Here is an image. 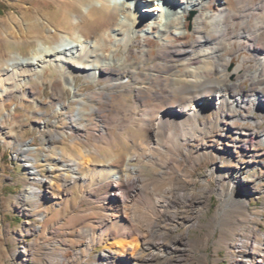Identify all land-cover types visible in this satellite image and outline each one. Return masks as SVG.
Here are the masks:
<instances>
[{"label":"bare ground","instance_id":"bare-ground-1","mask_svg":"<svg viewBox=\"0 0 264 264\" xmlns=\"http://www.w3.org/2000/svg\"><path fill=\"white\" fill-rule=\"evenodd\" d=\"M54 1L60 7L72 4L82 9L73 25L79 31L74 42L80 45L47 50L40 46L36 51L47 56L43 63L61 72L57 81L61 85L56 87H67L74 96L72 103H50L55 119L50 122L47 115L40 122V131L50 135L43 146L15 142L28 175L18 207L39 222L27 223L25 230L45 236L48 206L79 192L81 199L96 201L94 221L74 229L61 217L56 231L60 238L46 246L44 258L49 264H88L94 246L108 236L128 241L109 245V253L93 264H119L117 252L126 251L131 252L130 264H169L168 228L158 218L184 224L170 209L187 205L190 196L185 186L196 185L180 167V150L220 127L218 111L227 121L222 124L224 133L244 130L239 122L255 109L260 110V119L254 123L258 128L264 124V0H129L132 5L118 0ZM121 14L131 23L120 21ZM86 18L93 22L87 27L81 24ZM149 36L159 40L157 56L146 50ZM140 42L142 48L136 49ZM240 54L242 59L234 66L233 59ZM34 61L20 54L0 61V132L6 123L17 121V108L8 104L14 94L27 95V85L16 89L13 84L19 70L34 72L38 79L44 72L39 70L41 61ZM74 68L94 86L87 87L86 94L78 93ZM23 83L27 81L18 85ZM244 134L239 143L245 149L264 142V129L249 128ZM67 140L78 153L55 148ZM38 155L44 158L49 176L37 166ZM146 164L159 168L153 175L161 184L143 175L140 168ZM104 186L108 192L102 195ZM33 252L23 250L26 258ZM230 253L233 264H264V234H239Z\"/></svg>","mask_w":264,"mask_h":264},{"label":"rangeland","instance_id":"rangeland-1","mask_svg":"<svg viewBox=\"0 0 264 264\" xmlns=\"http://www.w3.org/2000/svg\"><path fill=\"white\" fill-rule=\"evenodd\" d=\"M118 1L119 4L127 2L132 5L129 0ZM166 9L168 10V7ZM81 15H83L82 9L77 5L65 4L60 7L54 0H0V61L7 56L20 54L29 58L31 62L35 60L34 63L40 64L41 61L40 65L43 67H39V70L40 68L44 70L40 73L39 79L34 72L19 70L20 76L16 81L19 83L20 80L23 82L26 80L27 83L21 86L14 81L13 84H16V89L25 88L27 85V89L25 88L27 95L21 97L19 93L14 94L8 104L17 108V121L6 123L5 130L0 132V264H49L44 254L46 248L50 247L49 244L60 238L56 231L60 226L61 217L67 224L74 225V229L88 226L94 221L92 214L97 206L96 201L81 199L79 192L69 195L67 199L59 200V205L56 202L47 205V209L51 211L50 218L47 219L50 228L46 231L47 240L44 233H28L25 230L27 223L37 225L39 222L36 217L21 213L18 207L21 201L17 199L26 189L28 175L21 162V155L17 153L19 147L15 142L29 141L33 146H43V143L50 140V135L47 131L46 134L40 131V122L46 120L47 115H50V122L55 119V107L50 103L60 101L72 103L74 96L69 88L56 87L61 85L57 84L61 72L43 63L42 60L47 56L39 55L36 50L40 46L43 50H47L71 43L80 45L74 42L79 31L73 25L76 24L77 16ZM119 19L131 23L123 14ZM92 23L86 18L81 24L87 27ZM141 42L135 45L136 49L142 48ZM145 43L148 44L146 50L152 49V56H157L159 40L149 36ZM38 56L41 60H38ZM241 59V54L234 57L233 65H237ZM67 66L72 67L70 64ZM73 71L79 94H86L89 86L94 88L91 83H87V79L79 73V70L74 68ZM249 86V82H246V87ZM29 88L37 90L38 93L33 95ZM59 95L62 97L59 98ZM72 109L75 110L74 107ZM39 111H45L46 114L41 115ZM241 112L238 111L243 114ZM217 114V123L220 127H217L216 131L200 136L196 141L185 143L180 150L183 155L180 167L188 173L189 180L192 178L196 181L195 186L189 182L185 186L190 196L188 204L170 209L173 214L178 212V219L183 218L184 224H180L178 220L164 223L166 221L163 218H158L159 224L168 228L165 231L168 232L169 264H233L234 259L230 252L234 238L243 232L246 236L261 237L264 234V142H254L255 144L248 149L239 143L249 128L256 132L264 129V124L258 128L254 123L257 118L260 119V110L255 109L247 115L245 122H239L240 127H246L238 133L233 130L224 133L222 124L227 121L222 117L221 111ZM0 115H2L1 111ZM120 116L121 119L122 114ZM64 123L68 124L67 121ZM114 132L119 134L117 129ZM33 139L35 141H32ZM55 148L59 151L67 149V152L74 154L79 150L72 149L69 140L64 144L57 143ZM186 149H188L187 156L184 154ZM215 149L221 152V155L216 154ZM229 152L231 155L228 154ZM122 153V150L118 151L117 155ZM37 157V166L41 168L42 175L49 176L44 158L41 155ZM193 157H196L195 162ZM162 158L164 159L163 156ZM175 159L172 157L170 164H174ZM140 169L149 181L162 183L153 175L159 170L158 167L146 164ZM214 169L220 174L215 175ZM256 176L257 181L254 180ZM57 178H59L58 173ZM42 190H45L44 185ZM107 190L105 186L101 187L100 194H105ZM61 201L62 205H60ZM84 215L87 218L80 220L79 217ZM117 241L126 242L128 239H113L108 236L106 241L94 246L93 252L86 259L88 264L99 261L103 254L109 253V245L118 243ZM24 249L34 250L33 257L26 258L23 254ZM117 253L121 255L119 264H130L132 259L130 251Z\"/></svg>","mask_w":264,"mask_h":264}]
</instances>
